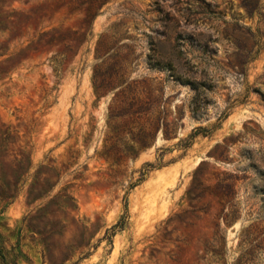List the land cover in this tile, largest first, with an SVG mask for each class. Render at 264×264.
I'll return each instance as SVG.
<instances>
[{"label":"rangeland","instance_id":"374dc122","mask_svg":"<svg viewBox=\"0 0 264 264\" xmlns=\"http://www.w3.org/2000/svg\"><path fill=\"white\" fill-rule=\"evenodd\" d=\"M0 264H264V0H0Z\"/></svg>","mask_w":264,"mask_h":264},{"label":"trees","instance_id":"16d2710c","mask_svg":"<svg viewBox=\"0 0 264 264\" xmlns=\"http://www.w3.org/2000/svg\"><path fill=\"white\" fill-rule=\"evenodd\" d=\"M158 129H159V127H158V128H156L155 132H156Z\"/></svg>","mask_w":264,"mask_h":264}]
</instances>
